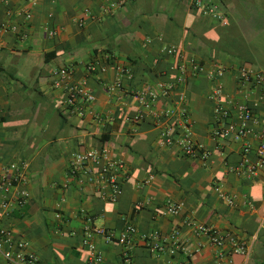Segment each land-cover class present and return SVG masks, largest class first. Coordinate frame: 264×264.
Here are the masks:
<instances>
[{
  "label": "crops",
  "instance_id": "0c3cea01",
  "mask_svg": "<svg viewBox=\"0 0 264 264\" xmlns=\"http://www.w3.org/2000/svg\"><path fill=\"white\" fill-rule=\"evenodd\" d=\"M195 2L37 0L32 6L27 0H0V175L12 163L25 164L15 189L30 192L9 214L0 213V220L16 239L28 243L24 251L38 255L40 264H87L82 239L89 216L116 235L128 223L140 234L156 232L160 238L179 232L184 249L175 256L155 255L138 239L136 264H216L220 249L209 235L195 233L197 224L245 241L251 253H233L237 264H264V167L251 175L239 169L245 158L256 159L258 131L264 124V87L239 82L242 67L264 74V0H203L202 7ZM212 3L224 19L204 12ZM86 9L89 15L80 27ZM27 10L32 12L29 20ZM7 21L27 36L2 30ZM45 25L56 34L49 36ZM170 44L205 69L189 74L185 85L167 101L159 99L157 107H168L183 92L190 136L207 157L201 152L189 156L178 144L161 143V131L172 119H133L142 108L136 94L177 79L176 60L163 51ZM119 64L132 75L124 79V92L110 93L108 85L116 79ZM61 67L72 71L74 82L86 80L96 96L82 115L66 106V91L53 86L54 72ZM214 68L224 70L221 79L209 77ZM218 82L224 86L223 103L233 109L230 118L213 111L211 95ZM239 102L253 108L258 120L250 122L254 132L241 140L217 136L229 121H238ZM187 135L181 125L174 128L175 139ZM103 146L126 166L117 201L104 198L88 175L73 173L75 153ZM169 201H181L183 208L177 214L163 213ZM97 245L105 264L121 263L117 242L98 237ZM0 264H7L1 253Z\"/></svg>",
  "mask_w": 264,
  "mask_h": 264
},
{
  "label": "built area",
  "instance_id": "2783aa9c",
  "mask_svg": "<svg viewBox=\"0 0 264 264\" xmlns=\"http://www.w3.org/2000/svg\"><path fill=\"white\" fill-rule=\"evenodd\" d=\"M30 5L35 6L37 0H27ZM203 0H196L195 4L198 7L203 6ZM109 11L110 8H105ZM216 4H208L204 8L206 14L213 15L216 19H224L223 15L218 13ZM89 15V10L86 9L84 15L79 18L78 24L83 27L86 24V17ZM32 17L31 10L25 12V19L29 20ZM49 36H54L56 30L45 25ZM2 30H12L21 38L27 36L26 32L20 30L18 24H12L9 21L3 23ZM163 51L171 57H174L176 62L174 68L178 71L176 81H161L158 84L157 90H150L148 92H141L136 94V99L141 104V109L133 117L134 121L140 122L147 117H153L159 122L168 121L172 119L174 122L167 123L161 131V143L164 145L178 144L184 154L189 156H197L199 152L203 157H207L208 152L203 150V146L195 143L190 136L191 124L188 120V111L185 105V94L181 92L177 99H173L168 103V107L159 109L157 101L164 99L167 101L176 90L177 87L185 85L187 76L189 74H197L205 68L201 63L194 60H189L185 51L175 44L166 45ZM89 69L94 71L95 66L90 65ZM208 75L211 79H221L224 76V70L221 68H214L209 70ZM56 79L53 83L54 88L66 91L65 104L74 112L82 115L85 107L92 103L96 96L89 87L86 80L73 81L72 71L69 68L61 67L55 70ZM131 71L125 65H116V79L113 83L108 85V91L115 93L118 91L124 92V79L131 77ZM239 82L241 85L254 84L264 87V74L254 72L242 67ZM225 95L224 86L222 82H218L213 90L211 99L215 101L214 113L217 116L230 118L233 109L229 105H225L222 97ZM238 121H229L227 125L218 129L216 135L220 137H231L236 140H241L249 134L254 132L250 126L251 121H258L254 117L253 108L244 102H239L235 106ZM181 125L187 131L188 135L184 138L175 139L174 128ZM259 145L256 149V159L249 160L245 158V162L239 169L244 168L246 172L251 175L257 173L264 167V124L258 131ZM250 145L244 146V153H250ZM72 166L74 174L88 175L87 181L96 182L104 198L110 201H117L122 193L120 174L125 170V163L122 160L114 158L107 147L90 148L84 151L77 152L72 157ZM91 167H96L97 171L92 173ZM25 164L19 165L17 163L10 164L5 170L4 174L0 175V213L9 214V212L16 204H23L30 196L27 189L16 190V186L23 180ZM151 176L149 180L153 179ZM222 196L224 193L220 187L216 188ZM229 203H233V199H227ZM183 202L169 201L165 206L163 213L177 214L183 208ZM143 202L137 203V208H142ZM61 217V214H57ZM196 234L209 235L211 242L216 245L220 251L218 253V260L216 264H237L232 254L239 253L245 257H249L251 251L249 245L233 235H222L214 230L211 226L197 224L194 228ZM101 237L105 242H117L122 247V256L120 264H136L133 257V250L138 242L142 239L146 242L149 250L155 255H162L169 253L170 255H177L184 249L183 242L179 232L172 234L169 238H160L156 232L142 233L138 232L137 227L133 223H128L125 228L116 235L113 231L104 225H99L95 222L93 217L86 218L82 245L87 252V264H105V255L97 245V238ZM231 246V251H227V245ZM28 243L24 240L15 238L12 230L7 228L0 220V253L7 260V264H40V258L33 252H25ZM176 264H187L184 261H177Z\"/></svg>",
  "mask_w": 264,
  "mask_h": 264
}]
</instances>
